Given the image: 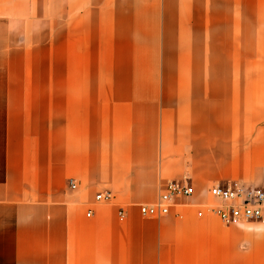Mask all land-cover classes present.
Returning a JSON list of instances; mask_svg holds the SVG:
<instances>
[{"label": "crops", "instance_id": "0c3cea01", "mask_svg": "<svg viewBox=\"0 0 264 264\" xmlns=\"http://www.w3.org/2000/svg\"><path fill=\"white\" fill-rule=\"evenodd\" d=\"M214 182L264 190V0H0V264H264Z\"/></svg>", "mask_w": 264, "mask_h": 264}, {"label": "built area", "instance_id": "2783aa9c", "mask_svg": "<svg viewBox=\"0 0 264 264\" xmlns=\"http://www.w3.org/2000/svg\"><path fill=\"white\" fill-rule=\"evenodd\" d=\"M71 189L76 188L75 181L70 179ZM194 194V188L188 177L181 180H169L158 195L154 204L141 205L139 211L144 217H161L169 213L172 207L178 205V200L183 201ZM209 196L214 200L207 205H199L197 215L208 214L220 220L225 226L242 225L251 222L263 221L264 190L254 186H246L238 182H214L208 190ZM112 198L110 191L99 192L95 200L108 202ZM185 201L182 202L184 204ZM189 204V203H188ZM120 219L123 210H119ZM90 211L86 213L90 216Z\"/></svg>", "mask_w": 264, "mask_h": 264}, {"label": "bare ground", "instance_id": "6f19581e", "mask_svg": "<svg viewBox=\"0 0 264 264\" xmlns=\"http://www.w3.org/2000/svg\"><path fill=\"white\" fill-rule=\"evenodd\" d=\"M157 200H158V198H157ZM157 200H156V202H157ZM156 202H155V203H156ZM153 204H154V203H153ZM118 215H119V213H118ZM119 218H120V217H119Z\"/></svg>", "mask_w": 264, "mask_h": 264}, {"label": "rangeland", "instance_id": "374dc122", "mask_svg": "<svg viewBox=\"0 0 264 264\" xmlns=\"http://www.w3.org/2000/svg\"><path fill=\"white\" fill-rule=\"evenodd\" d=\"M210 187V186H209ZM209 187H208V190H209Z\"/></svg>", "mask_w": 264, "mask_h": 264}]
</instances>
